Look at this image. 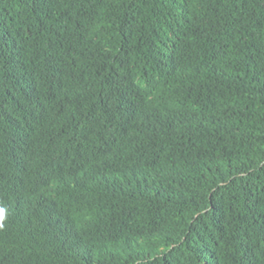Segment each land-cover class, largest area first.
I'll return each instance as SVG.
<instances>
[{
    "label": "trees",
    "instance_id": "1",
    "mask_svg": "<svg viewBox=\"0 0 264 264\" xmlns=\"http://www.w3.org/2000/svg\"><path fill=\"white\" fill-rule=\"evenodd\" d=\"M0 264H264V0H0Z\"/></svg>",
    "mask_w": 264,
    "mask_h": 264
}]
</instances>
